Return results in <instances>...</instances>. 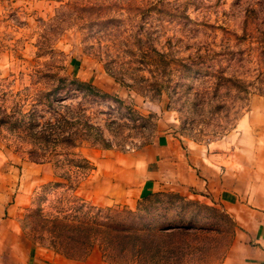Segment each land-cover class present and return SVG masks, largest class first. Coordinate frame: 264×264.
<instances>
[{
  "label": "rangeland",
  "instance_id": "rangeland-1",
  "mask_svg": "<svg viewBox=\"0 0 264 264\" xmlns=\"http://www.w3.org/2000/svg\"><path fill=\"white\" fill-rule=\"evenodd\" d=\"M73 79L107 95L61 99ZM28 86L41 97L50 90L51 106L81 101L94 122L113 121L103 127L112 147L76 148L94 168L73 194L101 207H139L146 222L216 228L201 235L216 248L193 261L220 263L235 228L219 202L181 193L200 205L164 195L143 200L152 192L138 197L137 187L148 163L183 142L213 148L219 140L256 139V156H264V0H0V89L30 93ZM11 128L0 127V212L15 218L24 244L48 247L33 239L30 227L42 225L26 214L68 204L71 189L55 183L66 182L60 174L74 166L39 155L33 138L21 141ZM92 257L115 264L98 246Z\"/></svg>",
  "mask_w": 264,
  "mask_h": 264
},
{
  "label": "trees",
  "instance_id": "trees-1",
  "mask_svg": "<svg viewBox=\"0 0 264 264\" xmlns=\"http://www.w3.org/2000/svg\"><path fill=\"white\" fill-rule=\"evenodd\" d=\"M69 84H72L71 92L61 95V99H75L78 92L92 97L107 95L91 84L76 79ZM61 85L50 90L54 91ZM31 86L23 89L30 93L14 92L5 87L0 89V127H12L13 134L21 141L33 138L38 145L37 153L50 157L48 160L57 157L54 161L59 165L74 166L60 174L66 182L55 183L56 186L71 189L72 193L67 196L68 204H54L46 212L39 209L26 214V219L35 218L42 225L39 229L30 227L34 233L33 239L65 257L78 260L86 258L98 246L103 258L115 264H194L193 259L202 261L209 250L216 248V242L210 248L205 247V237L201 236L202 233L218 234L220 231L216 228L176 220L146 222L138 213L139 207L136 211L119 210V205L101 207L73 194L76 184L94 168L86 158L77 154L76 148L85 144L112 147L113 141L105 136L103 127L111 129L113 121L104 124L94 122L81 101L64 103L61 100L51 106L50 90L43 92L41 97L42 91L36 93L37 89L33 88L32 91ZM240 86L236 85L235 89L236 93L242 95L245 88L241 89ZM7 101L12 103V107L6 106ZM27 153L31 157L35 151L29 150ZM160 195L183 206L200 205L197 201L187 200L180 193L152 192L142 199L153 198L152 201L157 202ZM122 214L133 218L127 220ZM231 221L235 228V221ZM231 241L232 237L226 250ZM226 250L220 256L221 260Z\"/></svg>",
  "mask_w": 264,
  "mask_h": 264
},
{
  "label": "crops",
  "instance_id": "crops-1",
  "mask_svg": "<svg viewBox=\"0 0 264 264\" xmlns=\"http://www.w3.org/2000/svg\"><path fill=\"white\" fill-rule=\"evenodd\" d=\"M183 144L147 164L138 197L169 187L194 199L219 202L236 224L219 264H264V156H256V139L236 144L219 140L213 148L193 141ZM23 242L15 218L6 219L0 212V264H109L95 257L67 258Z\"/></svg>",
  "mask_w": 264,
  "mask_h": 264
}]
</instances>
